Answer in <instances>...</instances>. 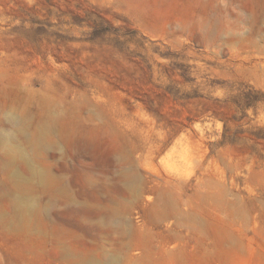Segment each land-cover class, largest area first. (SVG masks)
<instances>
[{
	"label": "rangeland",
	"instance_id": "obj_1",
	"mask_svg": "<svg viewBox=\"0 0 264 264\" xmlns=\"http://www.w3.org/2000/svg\"><path fill=\"white\" fill-rule=\"evenodd\" d=\"M0 131V264H264V0H0Z\"/></svg>",
	"mask_w": 264,
	"mask_h": 264
},
{
	"label": "bare ground",
	"instance_id": "obj_2",
	"mask_svg": "<svg viewBox=\"0 0 264 264\" xmlns=\"http://www.w3.org/2000/svg\"><path fill=\"white\" fill-rule=\"evenodd\" d=\"M13 138H14L13 134H11V133L6 134V133L0 131V140H3L7 143H10V142H12ZM15 208H16V212H22L24 205L22 203H20L19 201H17L15 203Z\"/></svg>",
	"mask_w": 264,
	"mask_h": 264
}]
</instances>
